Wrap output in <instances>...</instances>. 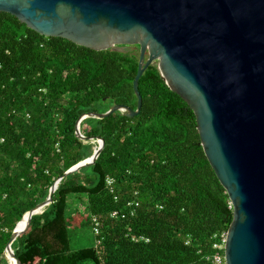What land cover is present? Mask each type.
<instances>
[{"label":"trees","instance_id":"obj_1","mask_svg":"<svg viewBox=\"0 0 264 264\" xmlns=\"http://www.w3.org/2000/svg\"><path fill=\"white\" fill-rule=\"evenodd\" d=\"M124 50L47 38L0 12V264H8L4 251L23 216L93 155L95 143L75 136L80 116L117 104L136 110L139 48ZM139 92L138 116L118 112L81 123L82 135L102 138L104 149L94 166L61 182L53 203L14 242L21 264H215L217 253L224 256L214 246L233 222V207L194 112L168 88L157 63L141 77ZM109 177L117 201L106 188ZM130 199L140 203L137 215L111 218ZM71 200L82 205L92 233V218L101 223L94 247L72 249Z\"/></svg>","mask_w":264,"mask_h":264},{"label":"water","instance_id":"obj_2","mask_svg":"<svg viewBox=\"0 0 264 264\" xmlns=\"http://www.w3.org/2000/svg\"><path fill=\"white\" fill-rule=\"evenodd\" d=\"M0 12L44 37L90 50L139 48L136 110L117 104L80 116L75 136L97 145L93 155L60 176L48 198L23 216L4 255L21 264L12 245L33 216L53 203L64 179L96 164L105 141L83 136L81 123L118 112L138 116L139 81L157 63L168 88L194 112L205 155L231 201L225 264H264V0H0Z\"/></svg>","mask_w":264,"mask_h":264},{"label":"rangeland","instance_id":"obj_3","mask_svg":"<svg viewBox=\"0 0 264 264\" xmlns=\"http://www.w3.org/2000/svg\"><path fill=\"white\" fill-rule=\"evenodd\" d=\"M94 145L95 149L96 144ZM79 204L77 202V204L73 205V201L71 200L69 203L70 208L68 210L73 251L94 247L96 245V238L94 233H92V225L89 224L90 218L84 212L83 208H81L82 205Z\"/></svg>","mask_w":264,"mask_h":264},{"label":"built area","instance_id":"obj_4","mask_svg":"<svg viewBox=\"0 0 264 264\" xmlns=\"http://www.w3.org/2000/svg\"><path fill=\"white\" fill-rule=\"evenodd\" d=\"M106 188L109 191V193L111 195H114V199L117 201V196H115V180L113 178H107L106 179ZM140 207V203L139 201H137L136 199H130L125 206V210L124 212L121 211H113L111 213V218L114 219H126L127 217H135L137 215V209ZM92 223H93V231L94 234L96 236L100 235V228H101V223L99 221V219L97 217H93L92 218ZM98 244H100V241H97ZM226 243V235L222 236L221 239V243L220 244H216L214 246V248L221 250L224 248ZM213 261L215 264H225V258L223 255H220L219 253H217L214 258Z\"/></svg>","mask_w":264,"mask_h":264},{"label":"bare ground","instance_id":"obj_5","mask_svg":"<svg viewBox=\"0 0 264 264\" xmlns=\"http://www.w3.org/2000/svg\"><path fill=\"white\" fill-rule=\"evenodd\" d=\"M5 258H6L7 262H8V264H15V263L11 260L9 254H6V255H5Z\"/></svg>","mask_w":264,"mask_h":264}]
</instances>
